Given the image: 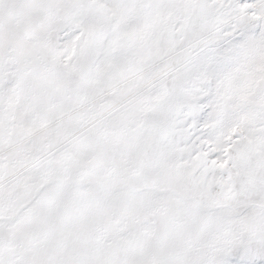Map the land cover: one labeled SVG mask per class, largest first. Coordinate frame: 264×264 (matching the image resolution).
<instances>
[{
    "label": "snow or ice",
    "instance_id": "snow-or-ice-1",
    "mask_svg": "<svg viewBox=\"0 0 264 264\" xmlns=\"http://www.w3.org/2000/svg\"><path fill=\"white\" fill-rule=\"evenodd\" d=\"M0 264H264V0H0Z\"/></svg>",
    "mask_w": 264,
    "mask_h": 264
}]
</instances>
